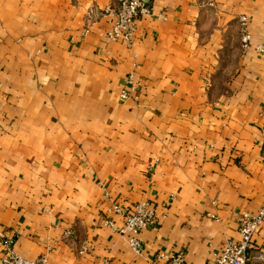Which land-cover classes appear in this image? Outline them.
Instances as JSON below:
<instances>
[{"label": "crops", "instance_id": "crops-1", "mask_svg": "<svg viewBox=\"0 0 264 264\" xmlns=\"http://www.w3.org/2000/svg\"><path fill=\"white\" fill-rule=\"evenodd\" d=\"M117 1L0 0V237L50 264H209L264 206V0H149L131 45L90 14ZM111 199L155 203L142 254Z\"/></svg>", "mask_w": 264, "mask_h": 264}, {"label": "built area", "instance_id": "built-area-1", "mask_svg": "<svg viewBox=\"0 0 264 264\" xmlns=\"http://www.w3.org/2000/svg\"><path fill=\"white\" fill-rule=\"evenodd\" d=\"M152 8L149 0H118L117 4H108L102 7H93L91 15H108L110 26L106 30V36L113 40H121L131 45L135 41L138 19L150 14ZM242 26V45L248 46L252 39V34L248 29V16L240 15ZM260 50L264 49L263 43L258 44ZM134 73H129L121 90V97L126 98L136 89ZM108 212L110 215L103 219L105 225L113 231L122 234L131 248L138 254L143 253V244L140 231L147 227L157 218L156 205L149 199H141L133 204H122L118 201L109 200ZM122 221L118 223L116 217ZM264 221V206L257 212L248 210L242 211L239 220L240 237L230 239L226 242L221 252L209 264H259L250 260V251L253 247L255 233ZM68 233L71 231L68 230ZM13 236L0 237V245L5 246V251L0 257L1 264H50L49 255L42 254L36 258H28L17 252L13 246ZM87 248L83 245L82 251ZM173 264H183L186 260L182 251L172 253H161ZM262 258L263 255L261 254ZM148 264H156L149 261Z\"/></svg>", "mask_w": 264, "mask_h": 264}]
</instances>
